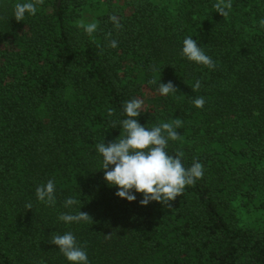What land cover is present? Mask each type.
<instances>
[{
    "label": "trees",
    "instance_id": "16d2710c",
    "mask_svg": "<svg viewBox=\"0 0 264 264\" xmlns=\"http://www.w3.org/2000/svg\"><path fill=\"white\" fill-rule=\"evenodd\" d=\"M18 2L0 0V264H69L51 244L65 232L90 264H264V224L240 225L233 206L264 211V0H42L19 22ZM189 36L214 69L181 56ZM132 98L141 125H178L169 155L202 165L171 207L104 180L96 146L123 136ZM48 180L54 206L36 197ZM79 209L91 219H58Z\"/></svg>",
    "mask_w": 264,
    "mask_h": 264
},
{
    "label": "clouds",
    "instance_id": "9594fccd",
    "mask_svg": "<svg viewBox=\"0 0 264 264\" xmlns=\"http://www.w3.org/2000/svg\"><path fill=\"white\" fill-rule=\"evenodd\" d=\"M42 0H24L16 3L13 16L16 21H22L27 16H35L39 10ZM217 13L221 16L228 15L230 4L217 3L214 5ZM115 22L116 18L111 17ZM117 26H119L117 24ZM86 34L91 35L97 29V23L81 25ZM117 43L112 40L109 47L115 48ZM181 56L190 62L214 69L215 62L208 56L203 47L198 46V41L193 37H186L182 42ZM200 87L199 81L194 88ZM157 92L162 96L177 93L171 82L161 83ZM196 108H202L205 104L203 97L193 99ZM143 100L132 98L125 101L123 110L126 118L120 121L123 136L107 145L103 142L96 146V153L102 157V169L104 180L109 187H115L116 197L129 203L137 200V195L142 194L139 200L141 207H147L156 202L171 207L174 201L184 190L185 186L192 185L196 179L203 174L202 165L194 162L191 167L185 168L181 162L180 154L169 155L166 151L169 141L179 138L177 134L178 125L163 122L148 128L139 123ZM111 115V110H109ZM56 188L52 180H48L36 188L37 200L49 206L56 203ZM78 202L69 197L63 206L71 209ZM81 203V202H80ZM31 210V205H26ZM81 209V208H80ZM79 211L61 213L58 219L65 224L79 223L91 219L88 214ZM51 244L56 246L63 254L69 264H90L85 248L77 244L76 237L71 232L64 234H53Z\"/></svg>",
    "mask_w": 264,
    "mask_h": 264
},
{
    "label": "rangeland",
    "instance_id": "374dc122",
    "mask_svg": "<svg viewBox=\"0 0 264 264\" xmlns=\"http://www.w3.org/2000/svg\"><path fill=\"white\" fill-rule=\"evenodd\" d=\"M233 206L236 210V216L240 225H259L264 224V211H256L253 207L248 210L242 207V202H234Z\"/></svg>",
    "mask_w": 264,
    "mask_h": 264
}]
</instances>
